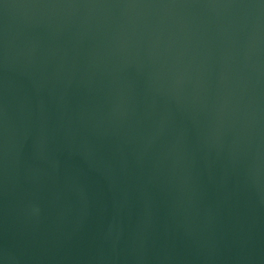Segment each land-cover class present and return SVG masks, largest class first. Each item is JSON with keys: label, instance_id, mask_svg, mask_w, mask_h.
I'll return each mask as SVG.
<instances>
[{"label": "water", "instance_id": "water-1", "mask_svg": "<svg viewBox=\"0 0 264 264\" xmlns=\"http://www.w3.org/2000/svg\"><path fill=\"white\" fill-rule=\"evenodd\" d=\"M0 264H264V0H0Z\"/></svg>", "mask_w": 264, "mask_h": 264}]
</instances>
